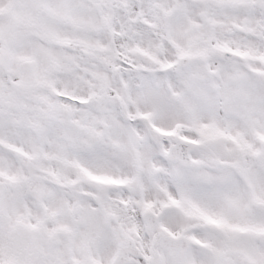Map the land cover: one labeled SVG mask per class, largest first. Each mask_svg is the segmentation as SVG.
Here are the masks:
<instances>
[{
  "label": "snow or ice",
  "instance_id": "6c2138e0",
  "mask_svg": "<svg viewBox=\"0 0 264 264\" xmlns=\"http://www.w3.org/2000/svg\"><path fill=\"white\" fill-rule=\"evenodd\" d=\"M0 264H264V0H0Z\"/></svg>",
  "mask_w": 264,
  "mask_h": 264
}]
</instances>
